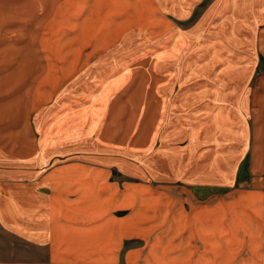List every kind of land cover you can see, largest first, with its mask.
<instances>
[{
    "label": "crops",
    "instance_id": "crops-1",
    "mask_svg": "<svg viewBox=\"0 0 264 264\" xmlns=\"http://www.w3.org/2000/svg\"><path fill=\"white\" fill-rule=\"evenodd\" d=\"M227 62L226 78L190 74L177 95L166 94L165 114L151 120L162 146L144 162L104 132L56 126L50 139L44 122L38 138L26 126H0V264L153 262L143 258L142 231L155 225L140 222L142 193L112 181V165L179 188L165 199L171 239L196 228L213 241L210 261L264 264V91L251 102L239 96Z\"/></svg>",
    "mask_w": 264,
    "mask_h": 264
},
{
    "label": "rangeland",
    "instance_id": "rangeland-1",
    "mask_svg": "<svg viewBox=\"0 0 264 264\" xmlns=\"http://www.w3.org/2000/svg\"><path fill=\"white\" fill-rule=\"evenodd\" d=\"M263 47L264 0H0V126L38 138L44 122L50 139L56 126L104 132L144 162L162 146L151 120L165 114L168 92L177 95L190 74L226 78L231 61L236 93L251 102L264 91ZM112 171V181L142 193L140 222L155 225L142 231L146 264H232L210 261L213 241L196 228L170 238L165 199L175 183Z\"/></svg>",
    "mask_w": 264,
    "mask_h": 264
}]
</instances>
